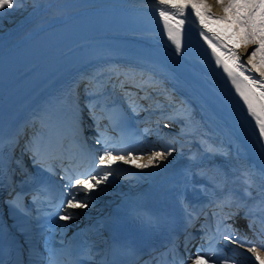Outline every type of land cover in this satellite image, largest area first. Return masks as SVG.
Returning a JSON list of instances; mask_svg holds the SVG:
<instances>
[{
  "label": "snow or ice",
  "instance_id": "1",
  "mask_svg": "<svg viewBox=\"0 0 264 264\" xmlns=\"http://www.w3.org/2000/svg\"><path fill=\"white\" fill-rule=\"evenodd\" d=\"M217 3L222 9L221 15H214L210 10V5L206 4L204 0H158V4L163 6L158 9L159 17L163 21L164 31L168 39L175 46V52L179 54L182 52V31L185 19L178 17H185L189 9L195 14L201 26L200 35L211 49L216 67L222 69L227 80L234 88L239 101L242 102V108L246 109L245 117L252 128V135L255 137L259 152L264 157V0H217ZM20 4L21 0H0V10L13 9ZM209 34L211 35L209 36ZM241 45H254L247 61L248 65L251 66L250 69L240 62L241 57L236 49ZM246 71L249 73L254 72L258 76L254 78L251 74L246 75ZM90 95L97 96L99 93L92 92ZM90 104V111H92L95 109L96 104L91 101ZM168 126L165 125V127ZM99 142L97 140V143ZM43 146L42 136H37L29 140L24 149L31 154L33 163L40 167H44ZM214 147H209L207 151L212 152ZM174 151L175 149L172 146H165L164 151H153L148 155L145 162L138 163L137 161L143 158L134 156L130 151L125 156L113 155L112 151L105 149L99 160L98 167L103 170V175L99 178L88 175L86 179L76 178L73 180L71 176L67 177L72 190L69 191L70 198L67 199L66 204L61 202L55 205L56 210L65 209L64 214L59 216V220H74L78 218V214L73 210L91 207L94 195L104 191L101 185H107L110 178L115 175L112 168L117 162H123L141 170L156 168L161 166L162 162L166 161ZM245 183L247 185L245 196L251 197L254 180L249 177ZM80 192L84 193L83 198L76 194ZM233 205H235V211L224 212L226 207L230 208ZM260 205L261 210L264 211V201H261ZM10 206L19 208V201H12ZM214 206L218 209L217 212L213 213L217 217V232L226 233L222 236V239L231 244L238 241L241 244L247 243V238L239 235V229L227 224V221L233 220L235 216L239 215L241 209L247 207V201H240L234 195H226L223 198H217ZM187 214L188 219L192 220L193 213L189 211ZM250 214V212H245V219ZM222 225L223 227H221ZM67 226L61 225L60 227L63 230ZM248 227L250 229L253 227L251 220ZM185 239L187 242V237ZM248 251L254 253L256 264H264V254H261L255 248H249ZM87 253L88 258H91L93 255L92 249L89 248ZM176 253L177 244L173 241L166 251L161 253V257L165 261H168L171 257L170 264H177ZM214 259L215 256L210 257L206 252H201L195 256L192 264H209V261ZM48 264H57L54 251L49 255ZM75 264H79V261ZM146 264H158V260L153 258V261L146 262ZM216 264H221V262L216 260ZM223 264H236V262H229L225 259Z\"/></svg>",
  "mask_w": 264,
  "mask_h": 264
},
{
  "label": "bare ground",
  "instance_id": "2",
  "mask_svg": "<svg viewBox=\"0 0 264 264\" xmlns=\"http://www.w3.org/2000/svg\"><path fill=\"white\" fill-rule=\"evenodd\" d=\"M88 3L86 5L89 6H97L96 9H108V8H119L121 7V4H104L100 1L96 0H86ZM208 2H205L208 5H215L217 4V0H205ZM43 5V4H42ZM19 6V5H18ZM161 5L157 4V6L153 7V11L159 14L158 9H160ZM138 8L140 10L145 11V7L143 4H138ZM220 5L218 4V9H220ZM36 9V2L33 0H24L23 4H20L19 11L15 13L12 17H4L3 14L5 13H13L12 9H3L0 13V55L1 52L11 47L13 44L19 42V38L23 35H26L30 31L31 27V15L32 12ZM82 9V8H81ZM169 11H173L171 9H167ZM191 12V9H189ZM40 16V15H39ZM38 16V17H39ZM48 16V14H46ZM194 17L193 20H190L188 16L185 17H178L185 19V23L183 25V28L187 29L188 31L195 34L199 39L204 40V38L200 35L201 30H198L196 27L201 28L198 19L196 18L195 14L191 15ZM157 35H164L166 34L165 31H161L159 33H154ZM211 34H209L210 36ZM168 41H170L166 35L165 37ZM171 42V41H170ZM172 43V42H171ZM67 42H60L57 45H55L51 52H47L45 50L41 51L38 55L39 61L47 58L51 53L55 51H62L64 47L66 46ZM208 47V45H207ZM254 45H248L244 46L241 45L238 49H236L237 53L241 57V63L246 66V68H251L250 65H248L247 61L249 59V56L251 54V51L253 50ZM246 51V52H245ZM245 52V53H244ZM121 58L124 59V64H145V60L141 59L139 56H132L131 54H123L120 55L117 52L114 51H108L101 55H94L89 59L90 61L87 63H82L79 65V69L83 70L86 69L85 74L87 75L89 72L95 70L96 66L100 65H110V64H120ZM38 61V62H39ZM138 61V63H135ZM147 65V64H146ZM135 67H137L135 65ZM146 68V66H145ZM31 66L29 68H25L24 71L30 70ZM152 70V69H151ZM155 71L161 78L162 81H164V76L160 75L159 70H152ZM12 79L18 78L21 75V72H18L17 74L11 72ZM245 73H249L246 71ZM254 78L258 76V74L252 72L249 73ZM79 89V86H78ZM172 91L176 94L180 102L189 110L190 114L195 118L199 119L202 114L206 113V109L201 107L199 102L191 95H185L183 91H180L177 88H172ZM210 116V115H209ZM211 123H214V119L210 117ZM199 140L198 142H206L209 145L215 146L214 148L219 153V158L224 162L229 164V168L231 171L236 172L238 174H242V171L245 173V171H250L251 173L248 175L251 177L252 180H254V184L251 188L252 193H258L259 189L262 187L264 188V180L262 179L260 171L255 167V164L253 161H251L249 158L242 157L238 158L236 156L239 152V146L241 145L237 138L232 134V132L227 127H213L210 131L198 132ZM176 153H181L182 150L180 148H177L175 150ZM181 170L188 169L183 166L180 168ZM187 172V171H186ZM184 176H188L186 173ZM134 177L133 179H127V187L128 189H132V187H140L142 185L141 181L144 179L142 177ZM239 181L241 182V178L239 177ZM127 192H130L127 190ZM181 204H184L183 200H180Z\"/></svg>",
  "mask_w": 264,
  "mask_h": 264
}]
</instances>
